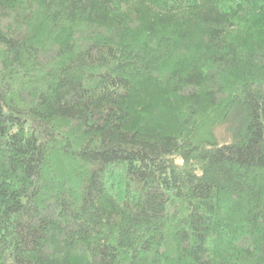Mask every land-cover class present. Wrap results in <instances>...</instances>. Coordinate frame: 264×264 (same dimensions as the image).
I'll use <instances>...</instances> for the list:
<instances>
[{
  "label": "trees",
  "instance_id": "1",
  "mask_svg": "<svg viewBox=\"0 0 264 264\" xmlns=\"http://www.w3.org/2000/svg\"><path fill=\"white\" fill-rule=\"evenodd\" d=\"M0 264H264V0H0Z\"/></svg>",
  "mask_w": 264,
  "mask_h": 264
},
{
  "label": "rangeland",
  "instance_id": "2",
  "mask_svg": "<svg viewBox=\"0 0 264 264\" xmlns=\"http://www.w3.org/2000/svg\"><path fill=\"white\" fill-rule=\"evenodd\" d=\"M220 132H221V129L218 130V133H220Z\"/></svg>",
  "mask_w": 264,
  "mask_h": 264
}]
</instances>
